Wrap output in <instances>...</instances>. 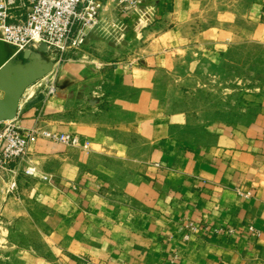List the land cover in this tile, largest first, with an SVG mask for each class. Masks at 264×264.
I'll return each instance as SVG.
<instances>
[{
    "label": "crops",
    "instance_id": "obj_1",
    "mask_svg": "<svg viewBox=\"0 0 264 264\" xmlns=\"http://www.w3.org/2000/svg\"><path fill=\"white\" fill-rule=\"evenodd\" d=\"M148 1L171 29L140 53L147 66L119 64L92 88L67 65L46 101L36 89L29 94L31 86L22 94L14 117L21 126L75 132L90 145L85 151L40 137L30 142L28 152L50 183L25 175L17 160L0 171V234H9L0 264H79L80 257L109 264H264V98L247 124L232 125L167 114L156 99L147 110V101L138 100L158 88L159 68H171L163 46L201 58L219 57L236 40L264 41V0ZM12 12L18 17L23 10ZM82 101L95 102L91 112L82 114ZM11 177L18 188L9 194ZM185 220L236 232L183 242L175 231Z\"/></svg>",
    "mask_w": 264,
    "mask_h": 264
},
{
    "label": "rangeland",
    "instance_id": "obj_2",
    "mask_svg": "<svg viewBox=\"0 0 264 264\" xmlns=\"http://www.w3.org/2000/svg\"><path fill=\"white\" fill-rule=\"evenodd\" d=\"M106 1H109L108 5L99 9V22L93 27H84L85 40L76 49L68 51L65 60H58L52 52L37 53V61L51 63L50 70L43 76L53 77L58 85L59 78L68 65V69L78 73L79 81L83 85H91L94 88L96 83H104L109 72L119 64L123 63L129 67L134 64L147 66L146 62L140 61V53H147L146 45L153 38L171 29V25L160 22L162 19L156 16L155 8L148 0H140L136 5L127 0ZM10 49L13 54L5 55L9 63L29 62L22 57L23 50L13 47ZM162 52L168 59L166 66L171 68H159L153 76V80L159 84L158 88L147 90L148 95H138V100L147 101V110L152 108L149 102L156 99L162 101L161 108L167 114L178 111L184 116L191 114L194 120L206 119L211 124L231 125L247 124L251 117L257 114L261 104L259 100L264 98V41H233L219 57L209 55L200 58L198 51L189 55L187 52L174 51L170 46H163ZM99 76L102 80H97ZM41 78L30 84L32 86L28 90L29 94L43 81ZM129 92V95L124 94L130 98L135 97L132 91ZM89 95L92 93L89 92ZM115 96L121 97L122 91H115ZM94 103L82 101V114L91 112ZM77 135L81 139L86 138ZM67 146L89 150V147L85 149L80 145ZM16 160L25 175L52 182L51 176L41 173L37 160L32 158L28 148L23 156ZM28 167L33 169V174L25 172ZM43 174L50 180L42 179ZM10 179L16 181L11 177L6 182ZM4 191L12 194L6 191V187ZM7 236V232L0 234V244L6 243Z\"/></svg>",
    "mask_w": 264,
    "mask_h": 264
},
{
    "label": "built area",
    "instance_id": "obj_3",
    "mask_svg": "<svg viewBox=\"0 0 264 264\" xmlns=\"http://www.w3.org/2000/svg\"><path fill=\"white\" fill-rule=\"evenodd\" d=\"M102 1L0 0V40L17 50L37 49L40 43H44L47 47L46 52H52L58 60H65L67 52L76 49L85 40L84 27H93L99 22ZM127 1L136 5L140 0ZM15 8L22 9V15L17 17L13 14L12 10ZM40 80L43 81L38 84L37 93L42 96V101H46L56 93L57 84L54 78L48 75ZM30 86L32 85L24 91ZM39 137L66 145H80L85 149H88L90 145L88 139H81L72 132L47 130L39 125L23 127L14 118L2 120L0 121V171L8 170L9 164L22 157L29 143ZM25 172L33 174V169L28 167ZM41 178L50 180L44 174ZM17 188V182L14 179L7 181L6 191L15 193ZM237 192L244 198H248L251 194L250 191L242 190L240 187H237ZM218 231L230 234L236 232L233 227L225 230L214 229L207 223L197 225L192 220H185L177 224L175 233L181 241L186 242L193 235ZM178 257L179 253L173 252L171 262ZM79 264L109 263L80 257Z\"/></svg>",
    "mask_w": 264,
    "mask_h": 264
},
{
    "label": "water",
    "instance_id": "obj_4",
    "mask_svg": "<svg viewBox=\"0 0 264 264\" xmlns=\"http://www.w3.org/2000/svg\"><path fill=\"white\" fill-rule=\"evenodd\" d=\"M9 48H4V47ZM47 47L40 43L37 49H25L22 57L29 62L9 63L6 54H13L10 46L0 40V121L16 116L19 100L24 90L51 68L47 61H37V53L46 52Z\"/></svg>",
    "mask_w": 264,
    "mask_h": 264
}]
</instances>
